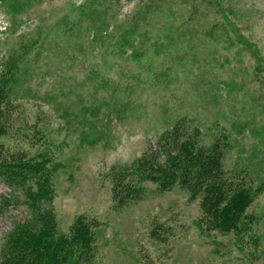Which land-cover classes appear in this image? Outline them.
<instances>
[{
    "label": "rangeland",
    "instance_id": "rangeland-1",
    "mask_svg": "<svg viewBox=\"0 0 264 264\" xmlns=\"http://www.w3.org/2000/svg\"><path fill=\"white\" fill-rule=\"evenodd\" d=\"M150 1L39 0L11 10L0 0V81L10 55L28 53L11 80L0 142L30 149L32 132L48 133L61 163L59 230L83 214L98 222L95 255L79 264H264V186L248 209L258 245L216 227L179 185L146 181L115 195L113 165L154 147L181 114L202 121L208 140L224 126L225 166L264 181V0H153L140 24L156 41L133 58L119 36ZM172 23L187 28L173 41ZM9 191L0 181V194ZM24 215L20 203L0 210V241Z\"/></svg>",
    "mask_w": 264,
    "mask_h": 264
},
{
    "label": "trees",
    "instance_id": "trees-1",
    "mask_svg": "<svg viewBox=\"0 0 264 264\" xmlns=\"http://www.w3.org/2000/svg\"><path fill=\"white\" fill-rule=\"evenodd\" d=\"M36 1L39 0H1L11 10L28 8ZM151 1L127 22L119 36L124 48L131 47L133 58L142 57L146 43L156 41L146 36V28L140 24L147 17L142 18L143 12L147 14L152 8ZM76 19L74 17L71 22L76 24ZM122 24L124 26V22ZM119 25H115L114 32ZM169 29L168 39L173 41L187 28L184 24L175 26L172 23ZM162 46L166 48L164 41L155 45L160 51ZM27 54L24 51L11 54L10 67L0 81V136L10 121L3 110L11 96L19 63L25 60ZM132 78L136 80L133 74ZM198 121L184 114L176 116L157 134L154 147L147 148L128 163L113 165L110 174L114 180L115 195L137 192V186L146 181L156 183L162 190L179 185L191 197L201 199L205 214L216 227L234 232L243 244L258 245V216L248 209L263 188L264 181L252 183L246 169L227 168L224 152L229 141L225 127H219L213 139L208 140L203 122ZM15 135L16 132L12 136ZM49 139L48 133L39 129L31 133L30 143H36L35 148L9 150L0 142V181L10 188L8 195L0 194V210L11 202L25 207L24 217L15 221L0 241V264H79L91 261L95 255L96 218L79 215L68 231L58 228L53 201L56 194L55 173L61 163Z\"/></svg>",
    "mask_w": 264,
    "mask_h": 264
}]
</instances>
